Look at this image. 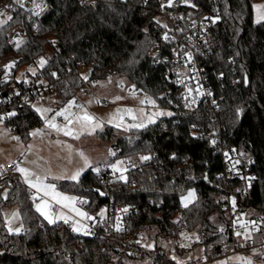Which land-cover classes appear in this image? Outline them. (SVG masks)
Instances as JSON below:
<instances>
[{
  "label": "trees",
  "instance_id": "1",
  "mask_svg": "<svg viewBox=\"0 0 264 264\" xmlns=\"http://www.w3.org/2000/svg\"><path fill=\"white\" fill-rule=\"evenodd\" d=\"M46 1L47 9L40 17L15 9L0 26V61L12 56L14 74L45 57L38 69L61 105L78 93L83 83L78 70L86 66L89 82L111 75L125 78L157 106L170 108L165 97L175 90L167 76L171 45L165 41L168 26L158 0ZM256 1L194 0L196 9L189 13L195 19L206 14L217 18L211 28L212 52L198 58L216 108L207 104L192 111L170 108L171 115L124 133L105 126L95 136L114 151L110 162L138 156L148 159L128 170L125 182L102 184L97 171L89 168L77 181L56 183L59 191L78 197L89 215H98L111 202L135 206L136 211L125 219L126 230L95 238L75 233L63 222L49 224L34 210L26 187L15 176H1L0 264H139L149 253L136 255V247L128 242L131 234L140 232L159 249V240L176 238L179 230L195 232L194 245L220 257L231 245L230 222L219 209L228 200L236 217L260 221L254 237L259 239L264 233V20L253 21ZM14 30L24 34L17 45L10 41ZM23 77L36 93L34 75L26 70ZM13 83L18 86L19 82L14 78ZM14 86L0 84V100ZM9 110L15 113L9 123L21 139L43 123L18 95ZM231 150L245 151L252 161L254 179L249 188L236 167L225 170L223 157ZM189 188L194 201L179 207ZM10 206L19 213L22 231L8 232L5 227L2 210ZM163 261L171 264L166 255Z\"/></svg>",
  "mask_w": 264,
  "mask_h": 264
},
{
  "label": "rangeland",
  "instance_id": "2",
  "mask_svg": "<svg viewBox=\"0 0 264 264\" xmlns=\"http://www.w3.org/2000/svg\"><path fill=\"white\" fill-rule=\"evenodd\" d=\"M158 2L160 14L164 17L168 26V28L165 29V34L166 36L168 34L170 37L169 39L165 38V41L167 44L172 46L175 40L178 39L177 37H181V34H184L187 28L179 29L173 32L174 27L171 26L168 19V16L170 17V15H173V13L168 14L165 11H162L160 8L161 0H158ZM257 5L264 6V0H259L252 4V18L254 22H257L258 15L264 14V8H261L258 12L254 7ZM6 19L7 18L3 15L0 16V21H6ZM14 31L20 32L24 37V34L21 31ZM157 50L158 49L155 47L152 49L154 53L155 51L157 53ZM47 54H49V52H47ZM6 59H11L16 62L12 56H7L0 62H3ZM41 60L45 62V57H42L37 61V68L41 67L39 63ZM26 70V67H24L16 72L17 74L15 79H17L18 82L20 75H23V72ZM29 72L33 73L34 70ZM78 73L83 79V83L76 96L69 100L74 102L73 106L69 109V111L72 113L70 119H72L73 122L68 124V122L65 121L62 116H57L56 123L62 126L64 124H68V128L72 130L74 135L80 134L79 138L74 139L72 136H66L63 134V132H57L56 130L45 126V119L42 118L41 113L38 112L37 109H48L49 111L45 113L44 116L45 118H51L56 112L68 108L69 101L61 105L54 93L51 91L44 93L40 89L41 91L37 97L38 101H33V99H30L29 103L38 112L40 118L43 119L42 125L30 129L26 139H21L7 125H0V177L2 168L7 163L12 161L15 155H19L22 158L19 167L32 173V175L28 177L30 181L35 182L36 177L39 176L43 181V184L54 186V191L59 193L61 196L76 198V200H78L76 209L84 212L79 207L80 199L72 194L59 191L56 187V183L59 181H77L88 168H92L94 170L97 166H99V164H102L103 166V164L107 163L110 169H112V165H117L118 170L120 168L125 169L127 162L134 164L132 159H116L113 162H110V159L113 156V154L110 153H114V151L111 150L106 142L96 138V132H99L105 126H112L119 129L121 133H124L129 128H133V125L143 124L145 126L151 124L149 123V117H152L155 122L160 117L169 116L168 113L172 114V110L170 108L157 106V104L152 99L146 98L144 95L138 96L136 94L138 91L135 90L125 78H119L111 75L103 80H96V82L92 83L91 87H89L87 84L89 73L88 67L81 66L78 70ZM95 83H99L101 86H103L104 90L98 92ZM117 97H120V99H116ZM148 100L153 101V103H147ZM141 101H145V103H141ZM146 105H148V108H146ZM126 109H130L131 112L128 113L124 111ZM117 110H120L118 114ZM85 113L94 118L92 124L98 123L100 127L95 128L94 131H91V124L82 127L81 124L83 122L77 123L75 121V117H81ZM156 113H161V115H155ZM59 118L60 121H58ZM37 131L40 132V135H31V133ZM90 131L91 134H89ZM14 137L18 139H13ZM77 173H79L77 179L73 180L72 177ZM20 178L19 181L22 182L24 186L31 188L29 187V184L25 183L24 176H22L23 179ZM32 190L34 191L33 195L31 196L33 200V206L36 208V205L41 204L42 200L46 201L48 204V208L46 209L48 217L51 208L54 207L57 209V211H61L63 208V201L58 203L57 200L53 198L51 192L49 195H44L43 192L38 193L35 188H32ZM190 192L193 193V196L191 197L188 195ZM4 195L5 190L2 191V196ZM33 197L38 198L34 200ZM194 199V191L192 188H189L181 196L180 204L187 206L192 203ZM72 204L70 205V208H73ZM13 213H16L17 215L13 217ZM2 215L5 222V227L8 232L9 228L12 229V232H17V230H20L19 213L15 206L4 208L2 210ZM104 215L105 212H103L100 216ZM42 217L45 218L44 216ZM45 220L49 222L48 219ZM196 240L197 238L195 232L184 231V234H178L176 238H164L159 240L158 245L164 248L167 257L172 262L175 264H182L189 258H195L202 253L201 247L199 245H194ZM140 241L144 243L146 242L148 246H153L154 244L153 240H149L146 237ZM184 246L187 248L185 255L184 257H179L177 255L176 248H181Z\"/></svg>",
  "mask_w": 264,
  "mask_h": 264
},
{
  "label": "built area",
  "instance_id": "3",
  "mask_svg": "<svg viewBox=\"0 0 264 264\" xmlns=\"http://www.w3.org/2000/svg\"><path fill=\"white\" fill-rule=\"evenodd\" d=\"M37 5L40 7H37ZM46 7V0H4L0 3V12L4 13L6 17H9L13 10L21 9L29 13L30 16L40 17L47 9ZM160 8L162 11L169 9L185 10L184 13L171 14L170 17L168 16V19L171 26L174 27L173 32L187 28L185 33L181 34V37H177L178 39H176L174 44L170 47V66L167 68V76L171 78L173 82L172 86L175 90L172 91L170 89L165 100L169 102V107L172 109L181 108L186 111H192L201 104H207L216 108L217 105L215 104L216 101L213 99L212 89L208 85L203 69L199 66L198 58L212 52L211 28L217 22V18L207 14L197 19L191 18L189 14L190 11L196 9L193 0H171V3L169 0H161ZM23 38L20 32L14 31L11 36V44L15 45ZM166 38H170L168 34ZM152 54L156 55V51L155 53L152 52ZM8 65H12V67H7ZM14 68L15 61L11 59L0 62V84L11 83V85L14 86ZM26 69L34 70L32 74L37 80V88L40 89L43 87L46 91H50L44 84L39 69L33 62H29L26 65ZM27 82L26 79L20 80L18 86H14L4 100H0V125H7L11 130H14V126L9 123L12 116L9 105L17 95L24 103L35 98V93H32V91L28 89ZM92 82H96V80ZM146 108H148V105H146ZM245 154V151H227L223 157V164L225 170L236 167L244 181L243 184L245 187L249 188L253 184L254 175L250 170L252 161L247 159ZM20 162V156L14 157L10 163L2 168V177L5 179L13 177ZM137 164L127 162L126 168L120 173L113 171L109 167H100L99 171H97L98 178L102 181V184H111L118 181L125 182L127 179L126 172L134 168ZM27 194H31L29 189L27 190ZM228 201L222 203L219 207L220 211L226 213L228 216L231 235V245L223 252L222 256L227 257L233 253L259 248L260 252L255 255L254 262L256 264H262L264 262V233L260 235L257 242L241 237L245 232H257L260 221H239L234 214V208L230 206ZM179 207H182V205L180 204ZM136 209L137 208L133 205H114L111 202L105 207L104 216L87 215V217H91V219L86 217L83 235L99 238L112 230L118 232L125 231L127 228L125 219L132 212L136 211ZM178 233L184 234L182 230H179ZM237 233H240V235H237ZM141 239H143L141 233L134 232L129 236L128 240V242L133 243L132 247H136L137 256H140L143 252L149 253L147 259L149 262L148 264H167L163 261V257L166 254L162 248H148L139 243ZM213 259H215V257L210 253H204L197 263L192 262L190 264L206 263ZM171 264L175 263L171 261Z\"/></svg>",
  "mask_w": 264,
  "mask_h": 264
},
{
  "label": "snow or ice",
  "instance_id": "4",
  "mask_svg": "<svg viewBox=\"0 0 264 264\" xmlns=\"http://www.w3.org/2000/svg\"><path fill=\"white\" fill-rule=\"evenodd\" d=\"M169 2L171 3V0H169ZM37 7H40V6L37 5ZM254 7L257 9L258 12H259V10L261 8H264V6H260V5H257V6H254ZM34 14H38V13H34ZM2 15H4V13L0 12V16H2ZM8 19L10 20L11 16H9ZM262 19H264V14L258 15L257 22L259 23L260 20H262ZM4 23H6V21H0V26H3ZM39 63H40L41 66H43V64L45 62L43 60H41ZM7 67H12V65H8ZM116 99H120V97H117ZM73 103H74L73 101H69L68 102V108H65V109H62L61 111L56 112L55 115L52 116L51 118H45V116H44V114L49 111L48 109H37V111L40 112L41 115H42V118L45 119V126L46 127L54 129L57 132H63V134L66 135V136H72L74 139H78L80 134H75L74 135L72 130L70 128H68L67 124L62 126V125H59V124L56 123V117L57 116H62L64 118V120L68 122V124H71L73 122L72 119H70V117L72 116V113L69 111V109L73 106ZM141 103H145V101H141ZM147 103L151 104V103H153V101L148 100ZM119 111L120 110H117V114L119 113ZM124 111H126L128 113L131 112L130 109H126ZM11 115H15V113H12ZM155 115H161V113H156ZM168 115H171V113H168ZM133 118H135V117H133ZM93 119H94L93 117L89 116L86 113L83 116H81V117H75V121L77 123L83 122L81 124L82 127H85V126L91 124V131H94L95 128L100 127V125L98 123L97 124H92ZM148 119H149V123H153L154 122L152 117H149ZM133 127H144V125L143 124L133 125ZM91 131L89 132V134H91ZM31 135L37 136V135H40V132L39 131L33 132V133H31ZM13 139H18V138L14 137ZM110 154H113V153H110ZM142 159L146 160V159H148V157H142ZM118 163H122V162H118ZM112 168H113L114 171H116L117 170V165H112ZM17 170L25 177V183L29 184V187L35 188L38 193L39 192H43L44 195H49V193L51 192L53 198L56 199L58 203H60L61 201H67L68 202V203L63 204L64 207H70V205L72 203H74L75 198H73V197H64V196H61L59 193H56L54 191V186L43 184V181L41 180V178L39 176H37L35 182H33V181H30L28 179V177L30 175H32V173H30L26 169L19 168V167H17ZM95 170L99 171V169H95ZM78 175H79V173L74 175L72 177V179L73 180L77 179ZM188 195H189V197H191V196H193V193L190 192ZM37 198L38 197H33L34 200L37 199ZM47 208H48V204H47L46 201H43V200L41 201V204H37L36 205V211L37 212H39L42 216H44L45 219H48L49 223H55V219H49L48 213L46 211ZM70 210L76 212L77 215L81 216L82 218L86 217V215H87L86 213L81 212L79 209H76V208H70ZM16 215H17L16 213H13V217H15ZM57 218L58 219H64V222L68 223V219L65 218V217L57 216ZM87 218L91 219V217H87ZM77 230L78 229L75 226H73V231H77ZM9 232H12L11 228H9ZM237 235H240V233H237ZM237 259L243 260L242 257H237ZM244 264H251V261H245Z\"/></svg>",
  "mask_w": 264,
  "mask_h": 264
},
{
  "label": "crops",
  "instance_id": "5",
  "mask_svg": "<svg viewBox=\"0 0 264 264\" xmlns=\"http://www.w3.org/2000/svg\"><path fill=\"white\" fill-rule=\"evenodd\" d=\"M4 17H6L5 15H3ZM7 18V17H6ZM10 41H11V38H10ZM38 63V62H37ZM37 63L35 64V66L37 67ZM29 71H33V70H28V73H30ZM16 74L17 73H15V76H14V78L16 77ZM32 74V73H31ZM22 79H25L24 77H23V75H20V79H18L19 81L20 80H22ZM16 81H17V79H15ZM92 83H94V82H87V84L89 85V87H91V84ZM95 85H96V89H97V91L98 92H101V91H103L104 89H103V86H101L99 83L98 84H96L95 83ZM41 90H42V88H40ZM39 88L37 89V91H36V93H35V98L33 99V101H38V99H37V97H38V95H39V92L41 91ZM92 89V88H91ZM42 92H44V93H46V92H49V91H45L44 89L42 90ZM136 94L138 95V96H141L142 94L140 93V92H136ZM29 102V101H28ZM43 120V119H42ZM58 121H60V118L58 119ZM58 124V123H57ZM65 125V124H64ZM68 125V124H67ZM43 136V135H42ZM16 156H19V155H15L14 157H16ZM142 157H145V156H138V157H136V158H134V159H132L134 162V164H137L138 162H142L144 159H142ZM21 161H22V158H21ZM11 162V161H10ZM9 162V163H10ZM21 163V162H20ZM8 164V163H7ZM20 165V164H19ZM19 167V166H18ZM20 168V167H19ZM89 169V168H88ZM87 169V170H88ZM122 169V170H121ZM112 170H113V168H112ZM118 170V169H117ZM115 171V172H118V173H120V172H123V168H120L118 171ZM18 170H16L15 171V173H14V176L19 180V178L21 177L22 178V174L18 171ZM17 173H19V174H17ZM19 175H20V177H19ZM2 176V175H1ZM20 178V179H21ZM23 179V178H22ZM25 181V180H24ZM22 183V182H21ZM26 187V189L28 190H30L31 191V194H30V196H32L33 195V190H32V188H28V186H25ZM78 200H76V198H75V201H74V203L72 204V207L73 208H76V206L78 205ZM63 203L65 204V203H68L67 201H63ZM56 206V205H55ZM79 207L84 211V213H86L85 212V210H84V208L82 207V204H80V201H79ZM33 208H34V210L36 211V208H35V206H33ZM56 208H57V206H56ZM37 212V211H36ZM104 212V210L103 211H101L100 212V214L99 215H101L102 213ZM38 213V212H37ZM39 214V213H38ZM40 215V214H39ZM88 215V214H87ZM87 215H86V217H87ZM41 216V215H40ZM57 216H61V217H65V218H67L68 219V223H66V224H68L71 228H72V231H73V226H75L78 230L77 231H73V232H75V233H79V234H83V230H84V227H85V220H86V217H84V218H82L81 216H79V215H77V213L76 212H74V211H70V207H64L63 206V208L61 209V211H57V209H55L54 207L53 208H51L50 209V213H49V219H55V223H60V222H63V223H65L64 222V219H58L57 218ZM245 215H238L237 216V218H238V220L239 221H249V220H247L245 217H244ZM42 217V216H41ZM43 218V217H42ZM44 220H45V218H43ZM47 223H49L47 220H45ZM55 223H49V224H55ZM255 234L256 233H250V232H245V233H243L242 235H241V237L242 238H244V239H247V240H251V241H253V242H257L259 239H257V238H254L255 237ZM140 244H142V245H144V246H146V247H154V244H153V246H148L147 244H146V242L144 243V242H142V241H140L139 242ZM179 247V246H178ZM162 248V247H161ZM163 250H164V248H162ZM186 249L187 248H185V246L184 247H181V248H176V251H177V255L179 256V257H184V255H185V252H186ZM164 252H165V250H164ZM260 252V249L259 248H254V249H251V250H249V251H243V252H237V253H233V254H231V255H229V256H227V257H224V256H220V257H215V259H213L212 261H209V262H206V263H198V264H244V262L245 261H251V264H256L255 262H254V257H255V255H257L258 253ZM166 254V253H165ZM204 255V253L202 252L201 254H199L197 257H193V258H189L188 260H186V261H184L182 264H190V263H192V262H198V260H199V258L200 257H202ZM167 256V255H166ZM237 257H242L243 258V260H240V259H237ZM168 258V257H167ZM149 262H148V260H146V261H144V262H141V263H139V264H148ZM262 264H264V262L262 263Z\"/></svg>",
  "mask_w": 264,
  "mask_h": 264
},
{
  "label": "water",
  "instance_id": "6",
  "mask_svg": "<svg viewBox=\"0 0 264 264\" xmlns=\"http://www.w3.org/2000/svg\"><path fill=\"white\" fill-rule=\"evenodd\" d=\"M243 81H244V85L246 86L247 83H248V79H247V77H244V80H243ZM83 115H84V114H83ZM83 115H82V116H83ZM97 193H100V191L97 190ZM102 196H105V194L102 195ZM20 231H22V230L20 229Z\"/></svg>",
  "mask_w": 264,
  "mask_h": 264
}]
</instances>
